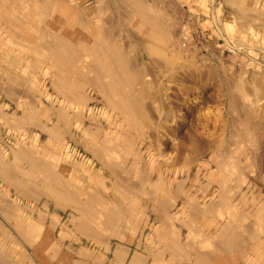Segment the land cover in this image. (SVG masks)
<instances>
[{
  "label": "bare ground",
  "instance_id": "bare-ground-1",
  "mask_svg": "<svg viewBox=\"0 0 264 264\" xmlns=\"http://www.w3.org/2000/svg\"><path fill=\"white\" fill-rule=\"evenodd\" d=\"M95 1H97L98 6L97 13L95 11L93 17L89 16V10H87L85 7L82 8L79 6L82 4V0H80V2L79 0H14L13 2H16L18 8L21 9V12H2L3 18L9 16L12 20L11 22L13 30L9 31L7 29H4L3 27V31L8 35L10 34L12 37L10 38L13 39L14 42L16 40V49L18 48V53L16 54V56H18V59H20V56L29 57L26 61V66L30 72V77L35 76L37 74V71H39L38 68L41 67L40 75L42 77H46L49 80V91L51 90L52 93L55 94V97L49 99L51 97V94L48 93L49 98L45 102V105H43V103L39 102L35 97H32L31 95L28 96V94L26 95L23 94L22 91H19V89L26 84L24 83L25 79L22 76H19L17 74H10L8 72L2 73L3 79L6 80L4 81L6 85L1 87L3 88L4 95L8 97L10 101L12 99V101L16 103V108L20 107L23 109L20 116L16 115V113L13 114L12 112L11 119L15 121L16 126L14 124H11V128L14 129L16 127V129L19 130L24 126L29 125L36 129H40V131L44 132L47 136L45 145L40 146L43 147L42 150L45 151L47 149L50 150L57 139L61 137L63 138L67 135V137L70 136L72 143L74 142L75 145L80 146L85 150L86 153H89V163L96 162L102 168L107 170L109 175L114 179V183H116V185H119L123 189L129 190V192L131 193H135L136 202L140 201V197L146 199V201H149V204L151 203L152 206L151 212L156 215L159 222L158 228L156 229V234L158 235V238L161 239L163 243H165L164 250L171 255L170 257L168 256V261L170 263L168 262L167 264H171V262L175 261V258L172 255L176 254L178 251L182 253L180 256L181 258H183L184 260L187 258V255L189 254L188 250L185 247L182 248L181 244L183 243L182 245L184 246H186L188 243L191 244L190 242L195 239V237H193L194 234L196 233L197 235L200 228L202 226H206L205 224L201 226L202 222L198 221V217L200 216L201 218H208V215L214 214V216L217 215L218 217H220L219 219H221L222 222L221 224L218 223L215 225V228L218 225V232L215 236L205 238V235L203 234V236L201 234V241L203 240L204 242L209 243L208 245L212 243L220 246L222 245L224 248H221V250H224L226 247L227 252H229V249L231 248L234 251L235 249L233 248L238 245H241L242 247V244H245V242L248 241L245 240V238L258 240L259 245H261V237H264V195L261 193L262 191L258 190L259 188L256 189L255 187H253V185H251V183L249 182L250 178L245 176V172L248 171L247 174L254 176L258 180L261 179L260 182L262 181V179L264 180V122L261 126L256 124L258 120H255L256 123H251L250 120H248L250 119L249 114L252 113L251 108L248 107L249 104L248 106L241 104V98L239 99V97H237L238 93H240V95L244 93L242 95V98L243 96H245V98L252 96L253 98L251 97V99L259 100L257 99L258 97L254 98L253 96L254 92H257V94H261V88H263V85L257 82V80L260 78L259 74H257L256 72H252V75L250 74L252 86L255 89L253 94L251 93L252 91L248 89L249 84H243L241 83V80H239V83L236 85L235 90L227 93L228 110L226 111V113L230 111L229 113L232 114V116H234L233 114H235V117H233L234 127L230 129L231 131L228 130L230 131L228 135L232 137L231 142L226 141V134H223L224 131H222L223 133H221V136H219L220 133H218V142H215L217 144L212 143V141L216 139L215 137V139L213 138L212 141L210 140L213 145L211 143L206 145L203 143L204 145H202V149H199L200 144L197 147L196 144L195 146L190 145L191 140L188 141L185 139V141L183 140L184 136L182 135V133H179V135H177V132L175 134V132H172L171 130L168 131V133L166 132V134L172 137L174 148L173 153H170L171 155H167V153H165V151L161 148V142L159 141L162 136L158 138L155 133V140H153L154 138L152 139L151 137L152 142L154 141L152 146L158 154V157L163 159L165 164L171 168L175 167L176 165L177 167H185L189 171L190 165L196 162L195 156L204 153L207 150L213 151L209 156V168H207L205 164L201 163V165L198 166V171L196 174L197 177L202 173V176L205 179L216 184L217 194L215 195V197H213L214 199H211V201H209L210 204L206 202L207 206L204 208H200L198 207V205H195L193 194L184 190V184L187 182V180H177L179 173H176L174 175L176 178H172V176L165 177L159 174L155 180L148 182V184L146 182L144 183L143 180L136 179L140 176V174L135 178L136 181L132 180L134 176H131V179H128L130 176H128V178H125L126 174L121 175L122 168L124 167H122L121 165H123V162H125L127 159L125 158V156L123 157L121 155L128 154V152L132 150L137 137H140L143 134L142 129L144 127H147V129L152 128V130H154L155 132L159 131L162 127L159 125V123L156 125L157 121H154L155 117H153V114H155L154 109L151 108V106L147 102L150 98L149 87H152L151 83H154L156 85L154 81L156 79L152 80V76H148L146 74L149 73L148 67L150 68V66L148 65L147 68H144V66H142L143 64L140 65L138 61L139 59L135 57V51L134 54L132 53L133 50H131V53L130 51H128L127 47L130 46L129 44L128 46L126 45L127 43L124 39L126 37L124 34L126 33L122 34V36H125L124 38H122V36L120 35L121 37L119 40H121L120 43L122 44H117L118 41H116V38H114L115 30H113V27H116V25H114V21L115 24L121 23V25L127 27L128 29L130 28L132 32L129 31L131 32L129 35L131 37L134 36V39L137 38L136 40H138L139 42L138 46L140 47V51L144 55L153 58L152 62H154L153 64L156 65L158 72H163L165 76H169L171 80L177 81L179 78H182L180 72L195 69L193 68L194 58L193 56H191L192 53L191 55H189L190 52L188 53L187 51H185V44H183L182 40H180V37L175 32L174 27L172 26V29L168 27L167 23L171 19L170 16H172L173 13L171 12L172 14L170 15L169 13L167 14L165 12L166 8L164 9V2L157 1L154 3L152 1L148 2V0ZM231 1L230 5L233 4ZM244 1H241L239 6H235L234 2L233 6L234 10L236 11L235 14H237V17L240 18L239 20H241V22L243 21L247 24L255 25L256 27H258L256 29L264 31V3L260 10H255L256 14H253L254 12L250 14L251 12L248 11L242 3ZM117 4H119V8H117ZM114 17H116L117 20H115ZM94 19L97 20V23H95ZM239 26L241 27V24ZM242 27L240 30L243 29ZM114 29L119 30L118 27ZM6 42L9 43V40H7ZM131 46L135 47L136 45L133 46V44H131ZM10 53H13V51H11ZM196 65H198V63H195V66ZM140 66L142 70L139 69ZM198 66H196V68ZM43 67H45V69ZM201 71L203 70H200V74ZM197 72H199V70L196 71V74H198ZM150 73L152 74V70L150 71ZM212 73L210 75H214ZM178 74L180 75L179 78ZM188 74L186 76L189 79L198 76H188ZM226 75L229 76V74ZM186 76L185 78L187 79ZM208 76H205L204 74V76H201V78H203L204 80V77H206L205 79L207 81ZM148 77L150 78L147 79ZM201 78H199V80ZM238 78L241 79V77ZM158 79L159 78H157V80ZM191 79L189 80V83L190 81H194ZM184 80H182V82ZM199 80H196V82L200 83L198 82ZM211 81H213L212 78ZM230 81L232 82V80ZM158 84L159 83H157V87H159ZM228 87L230 88V86ZM24 88L25 87H23V89ZM88 89L89 91L91 89L96 97H91L88 92L86 93ZM156 90L157 92H160L158 91L159 89ZM187 90L188 88L184 89V91L182 92L183 96H187ZM166 91L167 90H165L164 92ZM154 92L156 91L154 90ZM157 94H162L161 96L159 95V101L161 103L159 107V113L163 112V114L165 115L162 118L164 119L166 116H170V114H173V117H176L178 115V111L180 110L175 106L176 101L171 100L169 101L170 103H172L171 107L166 106V98L162 99V96L164 94L163 91L161 93H156L155 95L158 96ZM97 97H100L104 109L107 108L109 110H112L115 114L114 121L108 122L105 126V129L97 123L95 113H85V109L88 107L89 103L94 100L97 101ZM263 104L264 103H262V105ZM42 115L44 117L46 116L45 118H47L49 122L46 121L45 124H43L40 121ZM162 118L161 120L163 121ZM260 119L262 122L263 118L260 117ZM165 120L166 119H164V121ZM152 130L150 132L154 134ZM98 131L99 134L104 132L105 134H111L113 137L109 141L101 140L102 142L99 143L97 139L99 136ZM161 133L162 131L160 132V135ZM156 137L158 138V140H156ZM196 143L198 144V142ZM36 144L37 143L35 138L32 140L24 138L19 142L17 141L15 149L11 148L12 150H15L12 153L13 161L18 163L15 166V171H17V174L20 176H31L32 178L34 177L37 180L44 179L43 182H45V180L46 182L47 180H50L53 183V179L54 183L58 181L60 184H62L64 182L66 183V185H63L66 186L64 187L66 192H72V195L76 194L77 197L85 196L86 199L84 198L85 200H83L81 204L78 203L81 207L76 204L73 199L75 205L79 206L75 207L76 209H73L79 214V217L74 216L72 220L74 224H77V228L75 226L73 227L76 230H79L85 237H87L86 239L92 238V240H94V242H97V244L101 243L102 239L98 235V232L92 229V223H95L96 225H98L99 223L105 224L109 228L111 227L110 230L112 228L114 230V228L122 224V222L119 220L122 219V221L124 222L123 225L124 227H126L125 229H127L128 232H131L135 229L137 230V228L141 226V224H146V221L148 222V218H144L143 212L139 210L138 207H134L132 206L133 204L129 203H127L128 205H126V202H123L125 199V195L119 193L114 185L111 187V195L109 194L107 195L106 199L104 198L107 202V205L105 207L103 206L104 203L101 202V200L103 199L100 198L99 193H97L95 190H93V192H88L81 188V186L73 188L72 182L67 183L63 175L59 174L56 171L55 165H58V163H56V160L53 159L45 161V159L41 160L37 157H34L33 150ZM211 146L214 147L212 148ZM231 146H233V148H231ZM175 151L177 153H175ZM43 155L41 156L43 157ZM2 156L0 153V176L2 178L5 176L4 178H6L7 176H11V174L7 171V169L9 170L7 165L2 164ZM126 157L128 156L126 155ZM137 157L138 160L136 161H131L133 159L130 160L131 166L132 164H134L132 166V169H136V167L138 168L137 165L140 156L136 155V158ZM238 158L241 159V163H237ZM227 159L229 160V162L227 161ZM57 160L58 162L71 166L73 165V167L76 166L77 168L81 166H87L84 165L83 161L68 156L61 157ZM23 163L28 166L27 169L26 167L24 168V166L23 168L22 166H20ZM4 166L6 167V170H2L3 168H5ZM202 168L206 170L202 172ZM89 170L91 183L95 186L101 185V179L98 177L97 172L91 169ZM128 170H131V167L130 169L128 168ZM128 170L126 169V173L129 172ZM135 171L137 172L138 170ZM129 173L128 175H131V173ZM189 177H191V175L188 174L186 178ZM9 179L10 178H7L6 180ZM172 179H174L175 182H172ZM2 181L4 182V180ZM8 183H10L11 185V182ZM15 184L14 186L17 188L18 185L16 186ZM48 184L49 182H47L46 185ZM244 185H247V191L244 190ZM202 188H204V186ZM20 189L22 188L20 187ZM27 189L29 191L30 188ZM25 193H27V191ZM33 193V195H35V192ZM30 194L32 193L30 192ZM68 195L69 194L67 193V197ZM180 197H183L185 198L184 200H186L185 204L182 205L180 210H187L188 217L186 218V220L180 222L179 224L181 225V227H186L189 231V237L186 238L187 242H181V240L177 238L176 232L172 228L173 216L171 215L170 210L175 205L176 200ZM69 199L71 200L69 201ZM69 199L68 202L72 204V198ZM111 199H117L119 202H122V204H119V206ZM232 199L233 201L236 200L233 205L231 204ZM248 206L250 207L248 208ZM246 207L247 209H245ZM0 209L2 208L0 207ZM8 213L11 217L13 216L11 212L7 211V214H5V216L7 215V218L10 217H8ZM249 218L250 220H254L253 223H251ZM245 219H248L250 221V224H252L251 227L253 226L252 228L250 227V224L249 226L247 225L248 222H246L247 224L245 225L250 229L248 227L246 229V226L244 227L243 225L244 223L241 225V221L243 222ZM98 220H100L99 223ZM237 221L238 223L235 224V222ZM255 225L257 226L255 227ZM38 228L36 227V229ZM113 230L112 232L114 233L115 230ZM32 231L34 232V229ZM113 233L108 235H112ZM117 233L110 237L117 236ZM198 240L199 239H197V241ZM31 241L33 242V240ZM105 244L107 245L108 243L105 242ZM196 245H198V242L196 243ZM238 248L239 247H237V249ZM226 251L224 253H226ZM198 252L197 254H199L201 257L205 256H202L203 254H205L203 253L205 251H200L201 253ZM160 254H153V262L151 264L164 263L163 258ZM138 257L139 256L137 255L134 256L131 263L145 264L143 263V261H141L143 260L142 256L140 258L141 260H139Z\"/></svg>",
  "mask_w": 264,
  "mask_h": 264
},
{
  "label": "rangeland",
  "instance_id": "rangeland-1",
  "mask_svg": "<svg viewBox=\"0 0 264 264\" xmlns=\"http://www.w3.org/2000/svg\"><path fill=\"white\" fill-rule=\"evenodd\" d=\"M90 1L91 0H82V4H81L82 8L85 7L88 10L89 5H90ZM148 1H150V2L152 1L154 3L157 1L164 2L165 3L164 9L166 8L165 12L167 14L169 13L170 15L173 13L174 16L173 15H172L173 17L170 16L171 19L167 23L168 27H170L171 29L174 27L175 32L180 37V40H182V43L185 44V47H184L186 49L185 51H187L188 53L190 52L189 55H191V53H192L191 56H193V58H194L193 68H195V69H193L191 67L193 70H191V69L185 70L184 71L185 73L180 72L183 79L179 78L180 75L178 74L179 79L177 80V84H175L169 78V76H167V75L165 76V74L163 72H160V71L158 72L156 65L153 64L154 62H152L153 58H150L149 56L144 55L140 51V47L138 46L139 42H138V40H136L137 38L134 39V36L131 37L129 35L127 38L129 40L125 39V40H127L128 43L130 42L129 43V46H130L129 49L130 50H128V51H130V53H131V50H133L132 51L133 54L135 51L134 55H135V57H137L139 59V60L138 59H136V60L139 61L140 65L143 64L142 66H144L146 68L148 67V65L150 66V68L148 67L149 73H146V74L148 76H152V78H153L152 80L156 79V80H154L156 85L154 83H151L152 87H149L150 98L148 99L147 102L151 106V108L154 109L155 114H153V117H155L154 121H157L156 125L159 123V125L162 128L159 131L155 132L154 130H152V128L147 129V127H144L142 129L143 134L140 137L138 136L137 140L134 142V146L132 147L133 151L131 150L130 152H128V154H122L121 155L123 157L125 156V158L127 159L125 162H123L124 164L121 163V164H123L121 166L122 167L124 166L122 168L121 175L126 174L127 176L125 175V178L126 177L128 178V176H130L128 179H131L134 176V178H132V180L136 181L135 178L140 174V176L137 177L136 179L137 180L138 179L143 180L144 183L146 182L147 184H148V182L155 180L159 174H161L165 177L172 176V178H174L175 177L174 175L176 173H179L177 180L186 179L188 174L191 175V177L196 176L197 171H198V166L201 165V163L205 164V166L207 168H209V166H210V165H208L209 156H210L211 152H213V151H209V150L195 156L196 162L193 163L192 165H190L191 169L189 168V171L187 168L181 167V166L177 167L175 165V167H173V168L169 167L168 165L165 164L163 159L158 157V154L156 153V151L154 150V148L152 146L154 143V141L152 142V139L155 137V133H156V136L158 138L162 136V138H160V139H163V140L159 139V141L161 142V148L165 151V153H167V155H171L173 153V148H174V144L172 142V137L170 135L166 134V132L168 133V131H171V130H172V132H175V134L177 132L178 133L177 135H179V133H182V135L184 136L183 137L184 139L182 138L183 140H185V139L188 141L191 140L190 145L195 146V144H196V147H197L200 144L199 145L200 148L198 147L199 149H202V145H204V144L206 145V144L211 143V141L213 140V138L215 139V137H216V139L214 141H212V143L217 144L215 142L216 141L218 142V140H217L218 133H220L219 136H221V133H223L222 131H224L223 134H226L225 135L226 141L231 142L232 137H230L228 134L231 131L230 129L234 127L233 126V122H234L233 117H235V114H233L234 116H232V114L229 113L230 111L228 113H226V111L228 110V108H227L228 94L227 93L231 92L232 90H235L236 85L239 83V80H241L242 81V82L240 81L241 83H243V84L248 83L249 84L248 89H250L252 91L251 93L253 94L255 89L252 86V81L250 79L252 72L253 73L256 72L257 74H259L260 78L257 80V82L263 85V88H261L262 91L260 92L261 94H257V92H254V94H253L254 98L258 97L257 99H259V100L251 99L252 96H249L247 98H245V96H243V98H242V95L244 93L242 95H240V93H238L239 96L237 93L236 94H237V97H239V99L241 98L240 99L241 104L246 105V106H248V104H249L248 107L251 108L252 113L249 114L250 119H248V120H250L251 123H256V121L258 120L256 124H258L259 126H261L264 122L263 121V119H264V111H263L264 110V104L262 105V103H264V93H262V92H264V37H263L264 34L261 35L262 32L260 30L256 29L255 25L247 24L243 21L241 23L243 26V27L241 26L243 28L242 30H240L241 27L238 26V24H237L238 27H235L236 24H234L235 21H234V6H233V4L236 0H232V1L229 0L228 6H226L227 4H225V2L223 0H209V5L207 4L208 0H205L204 2L202 0H148ZM230 1L233 3L232 5H230L231 4ZM79 2H80V0H79ZM242 3L246 7V9L251 12L250 14H252V12H254L253 14H256L255 10H260L264 2H263V0H247V1H245V3L244 2H242ZM212 8H214V9H212ZM231 9H233V10H231ZM2 10H3V13H9L11 10L16 11L18 13L21 12L20 8H16V9L3 8ZM168 10H169V12H168ZM211 15H213V16H211ZM171 21H173L174 24ZM216 27H218V28H216ZM248 36H252V37L248 38ZM131 44H133V46H135V45L136 46L132 47ZM136 47H137V49H136ZM136 50H137V52H136ZM5 58H6V60H12L13 61L14 57H11V58L5 57ZM28 58L29 57H27V56H20V59L16 60L17 75L22 76L25 79L24 83H26L24 86H22V88L19 89V91L20 92L22 91L23 94H26V95L28 94V96L31 95L32 97H35L39 102H41V103H43V105H45V102L49 98L48 93L51 94V97L49 99L55 97V94H53L51 90L49 91V80L46 77H42L40 75L41 67L38 68L39 71H37V74L35 76L30 77V72L26 66V61L28 60ZM195 61H197V62H195ZM195 63H198V65L199 64L200 65L199 66L196 65V66H198L196 68ZM43 68L45 69V67H43ZM206 68H207V70H206ZM151 70H152L153 75L150 73ZM197 70H199V72H197L198 74H196ZM200 70H203L205 72L201 71V74H200ZM188 71H190V72H188ZM191 71H193V72H191ZM186 72H187V74L189 73L188 76L189 75H192V76L198 75V76L193 77L192 79L190 78L191 80H194V81L193 82L190 81V83H189L190 79L186 76L187 75ZM190 73H192V74H190ZM211 73L214 75H210ZM184 74H186V75H184ZM204 74H205V76L209 75L207 77L208 78L207 81L205 79L206 77H204V80H203V78H201V76L203 77ZM226 74H229V76ZM237 74H239V75H237ZM153 76H155L156 78ZM185 76L187 77V79L185 78ZM164 77H165V79H164ZM197 77H198V79H197ZM213 77H214V79H213ZM238 77H241V79ZM149 78L150 77H148L147 79H149ZM157 78H159L160 80L159 79L157 80ZM199 78L202 79V83H201V79L199 80ZM211 78L214 82L211 81ZM180 79H181V83H180ZM182 80H184L183 81L184 83L182 82ZM196 80H199L198 82H200V83H197ZM230 80H232V82ZM171 81L173 83H171ZM246 81H248V82H246ZM185 82H187V83H185ZM157 83H159L158 85L160 88L157 87ZM160 84H161V86H160ZM197 84H199V85H197ZM228 84H230V85H228ZM163 85H164V87H163ZM228 86H230V88ZM23 87H25V88L23 89ZM185 88H188L187 96L186 95L183 96V93H182ZM25 89H27V90H25ZM156 89H159L158 91H160V92H157ZM226 89H227V92H226ZM154 90L156 92H154ZM161 90L164 93L162 96V99L166 98L165 99L166 106L171 107L172 103H170L169 101H171V100L176 101L175 106L180 109L178 111L179 116L177 115L176 117H173V114H170V116H166L164 118V119H166L164 121V119L162 117H164L165 115L163 114V112L159 113V109H160L159 107L161 104L159 101V95L161 96L162 94H157L158 96L155 95L156 93H161L162 92ZM165 90H167V91L164 92ZM87 92L89 93V95L91 97H96L95 94L91 91V89H90V91L88 89L86 91V93ZM167 92H170V93H167ZM175 92H177L176 93L177 97L175 99L172 97V99H171L170 95L175 97ZM168 95H169V97H168ZM156 98H157L158 102H157ZM225 99L227 100V102ZM46 106H47V104H46ZM256 107H258V108H256ZM261 108H262V110H261ZM253 109H255V110H253ZM22 110H23L22 108H20V107L16 108V107H13V105H12L10 112H13V114L16 113V115L20 116ZM156 111H157V113H156ZM91 112L95 113L97 123L100 124L104 129H105V126L107 125L108 122H112L115 119V114L113 113L112 110H109L107 108L104 109V107L101 103L100 97H97V101L96 100L91 101L89 103L88 107L85 109V113L89 114ZM259 115H261V116H259ZM43 117L44 116L42 115V117L40 118V121L43 124H45L46 121L49 122L47 120V118H45L46 116L44 117L45 119ZM157 117H158V119H157ZM260 117L263 118L262 122H261ZM161 118L163 119V121L161 120ZM193 122H194V124H193ZM11 124L15 125V121L12 120ZM9 126H11V125L9 124L8 126H6L5 124H3L1 129H0V149L2 150L1 153L3 154V159H10V156L8 155L9 149H11V148L15 149L16 145H17V141L19 142L24 138H27L30 140L35 138L37 144L35 145L34 150H33L34 151L33 152L34 157H37L41 160L45 159V161L46 160H53V159L56 160L57 161L56 163H58V166H59L58 169L60 171V174L63 175V177L66 179L67 183L72 182L73 188L81 186V188H83L85 191H88V192L89 191L93 192V190H95L97 193H99L100 198L103 199V200H101V202L104 203L103 206L105 207L107 205V202L105 201V199H106L107 195H109L111 193V187L114 185L119 193H122L123 195H125L124 196L125 199L123 202L124 203L126 202L125 203L126 205H128L127 203H129V204H133L132 206H134V207H138V209L143 212L144 218L145 219L148 218V220H149V214L152 211L151 210L152 209L151 203L149 204V201H146V199H143L141 197H140V201L136 202L135 201L136 194L133 192L132 193L129 192V190L121 188L119 185H116V183H114V179L109 175L107 170L102 168L96 162H90L89 163V161H90L89 160V156H90L89 153H86L85 150L82 149L80 146L75 145L74 142L72 143L70 136L67 137L68 136L67 135V136H64L63 138L61 137V138L57 139L55 141V143L53 144V146L50 148V150L47 149L45 151V150H42L43 147H40V146L45 145V143L47 141V136L45 135L44 132L40 131V129H36L34 127L26 125L23 128L17 130L16 127L13 129V128H9ZM158 128H159V126H158ZM221 129H223V130H221ZM151 130L154 132V134L152 132H150ZM228 130H230V131H228ZM161 131H162V133L160 135ZM184 133H186V134H184ZM98 134H99V131H98ZM187 134H188V136H187ZM165 135H168V136H165ZM112 137L113 136L111 134H105L103 132V133L99 134L97 139H98V142L100 143V142H102L101 140L109 141ZM151 137H152V139H151ZM157 137H156V140H158ZM227 137H228V139H227ZM150 139H151L152 144L150 142ZM219 139H220V137H219ZM153 140H155V138ZM196 142H198V144ZM211 147L213 148L214 146H211ZM39 148H41V149H39ZM152 148H153V150H152ZM231 148H233V146H231ZM221 150H223V149H221ZM221 150H220V152H221ZM44 152H46V153H44ZM175 153H177V152L175 151ZM46 154H47V156H46ZM7 155H8V157H7ZM41 155H43L44 158ZM54 155L57 157H55ZM126 155L128 157H126ZM136 155L140 156V159H139V162L137 165L138 168L136 167V169L135 168L132 169V166L134 164H132V166H131L130 160L131 159H133L131 161L138 160V157L136 158ZM51 156L54 158H52ZM65 156L72 157V158L77 159V160H81L84 162V165H87V166H83V167L81 166V167L77 168L76 166L73 167V165L71 166L68 164L58 162L57 159H59L61 157H65ZM227 161L229 162L228 159H227ZM230 161H232V160H230ZM241 162H242L241 159L238 158L237 163H241ZM84 167H85V169H84ZM130 167H131V170H128V168L130 169ZM89 169L97 172L98 177L101 179V185L95 186L94 184L91 183L90 176H89V171H90ZM126 169L131 173V175H128L129 172L126 173ZM135 170H138V171L136 172ZM205 170L206 169L202 168L201 171L204 172ZM247 172L248 171L245 172L246 173L245 176L250 178L249 182L251 183V185H253V187H255L256 189L259 188L258 190L262 191L261 193L264 195V183H262V182H264V180L262 179V181L260 182L261 179L258 180L254 176L247 174ZM134 174H136V175H134ZM80 175L82 178L80 177ZM202 175H203L202 173L199 174V176H200L199 184L195 183L193 185L192 182H190V181L186 182L184 184V190L187 192H191L193 194V200L195 202V205H198V207H200V208L206 207L207 206L206 202L210 204L209 201H211V199H214L213 196H214V194L217 193V187L215 185H208L207 180L202 178ZM83 177H84V179H83ZM76 180L78 183L76 182ZM172 182H175L174 179H172ZM173 185H174V183H173ZM192 185H193V188H192ZM203 186H204V188H202ZM243 187L245 188L244 190L247 191V189H246L247 185H244ZM70 188H72V187H70ZM164 195H166V194H164ZM184 199L185 198H183V197L178 198L175 202V205L170 210V213L173 216L172 228L176 232L178 239H180L181 241H183L184 239L186 240V235H185L186 234L185 233L186 228L181 227V225L179 223L186 220V218L188 217L187 210H184V211L180 210L182 205H184L186 202V200H184ZM111 200L114 201L117 205L122 204V202H119L117 199H111ZM146 202H147V204H146ZM235 202H236V200L233 201V199H232L231 204L233 205ZM249 207L250 206H248V208ZM245 209H247V207ZM66 217H67V215L65 216V218ZM198 218L201 220V217H198ZM219 218L220 217H218V219H214V218L213 219L217 220V222L219 224H221L222 222H221V219H219ZM119 220L122 222V224H120L119 226L114 228L115 231L113 230V228L110 230L111 227L109 228L105 224L99 223L100 220H98V223H99L98 225H96L95 223H92L91 224L92 226L91 225L90 226L93 227L92 228L93 230L98 232V235L102 239L101 241L105 240V242H116V240H124L126 235L128 236V238L129 237H135V240L138 239L139 237H142V238L146 237V239H147V238L152 237L154 234H156V229L158 228V227L155 228L156 223L154 224L153 220H151L149 222L146 221V224H141L142 227L139 226L137 228V230L135 229L134 231L128 232L127 229H125L126 227H124V225H123L124 222L122 221V219H119ZM152 223L154 224V226L152 225ZM205 223H207V225L205 227H203L201 225L202 227L200 228L199 233L197 235L194 234V236H193V237H195L194 241L195 240L197 241V239H199L197 241L198 246H199L198 250H201V251L202 250H208V244L209 243H206L203 240L201 241L200 236H202L204 234L205 238L206 237L208 238V237L212 236V234L216 231L215 229L211 230L212 227L214 226L211 222L206 221ZM122 227H124V228H122ZM100 228H102V229H100ZM216 228L218 229V225ZM105 229L107 232L105 231ZM112 230L114 231V233L112 232ZM117 231H118V233H117ZM210 231H211V233H209ZM111 233H113L112 235L117 233V236L110 237L112 235H108V234H111ZM104 237H106V238H104ZM262 238H264V237L262 236ZM196 241L194 242L195 244L197 243ZM200 241H201V243H200ZM102 243L103 242L99 243V245ZM82 244H87V240H86V237L84 235L82 236ZM153 249L157 253H159V254L161 253V255H166V254H167L166 256L170 255L168 252H166L164 250V248H153Z\"/></svg>",
  "mask_w": 264,
  "mask_h": 264
},
{
  "label": "crops",
  "instance_id": "crops-1",
  "mask_svg": "<svg viewBox=\"0 0 264 264\" xmlns=\"http://www.w3.org/2000/svg\"><path fill=\"white\" fill-rule=\"evenodd\" d=\"M13 1L14 0H0V8H1L0 10V129L3 124H5L6 126H8L9 124L11 125L12 112H10V109L12 108V105L13 107H16L15 105L16 103L12 101V99L10 101V99L4 95L3 88H1L4 85H6L4 82L6 80L3 79L2 73L8 72L10 74L16 75L17 74L16 60H19L18 56H16V54L18 53L17 52L18 48L16 49V44H15L16 40L14 42L13 39H11L12 38L11 35L9 34L10 35L9 36L3 31V27L4 29H7L9 31L13 30L11 18L9 16L4 17V18L2 17L3 8H9V9L18 8L16 2H13ZM202 1L204 2L205 0H202ZM223 1L224 2L226 1L225 4H228L229 2V0H223ZM241 1H244V0H239V1L237 0L235 3V6L236 5L239 6ZM207 2H208L207 4L209 5V0ZM118 5L119 4H117V8L120 7V6L118 7ZM79 6L82 7V5H79ZM97 6H98L97 1L95 0L90 1V5L88 9L90 17H93V15L95 14L94 13L95 11L97 13ZM12 12L14 11L11 10L9 13H12ZM235 13L236 11L234 10V15H235L234 24H236L235 27H238L242 22L241 20H239L240 18L236 17L237 14ZM114 18L115 20H117L116 17ZM94 21L95 23H97L96 19H94ZM114 25H116V27L115 26L113 27V30H115V33L113 32L115 35L114 38H116V41H118L117 44H122L120 43L121 40H119L122 34L126 33L124 34L126 37L123 35L122 38L125 37L124 39H127L129 34L132 31L130 30V28L128 29L127 27L121 25V23L115 24V21H114ZM117 27L119 30L114 29ZM260 31L262 32L261 35H263L264 31L263 30H260ZM251 37L252 36H248V38H251ZM7 40H9V43L6 42ZM126 43H127L126 45L128 46L129 43L127 42V40H126ZM127 49L129 50V47H127ZM10 50L13 51V53H10L11 52ZM5 57H10V58L14 57V58L12 61V60H6ZM139 69L142 70L141 66ZM172 81L175 84H177L176 80H172ZM172 81L171 83H173ZM176 93L177 92H175V97L170 95V98L172 99L173 97L175 99L177 97ZM9 128H11V126ZM13 151L15 150L9 149L8 155L10 156V159H3V156L1 153L2 150L0 149V153L2 156L1 158L2 164L7 165V167L9 168V170L7 169V171L8 173L11 174V176H7L6 178H4L5 176L3 178L0 176V198H1L0 207L2 209L4 208L3 210L0 209V264H132L131 263L132 259L136 255L139 256L138 257L139 260H141L140 258L142 256L143 260L141 261H143V263L151 264L153 262V257H152L153 254H158L156 251H154L153 248H164L165 243H163V241L158 238L157 234H154L152 237L147 238V239L146 237H143V238L139 237L136 240H135V237L128 238V236L126 235L124 240H116V242H107L108 243L107 245L105 244L104 241L102 244L99 245L97 244V242H94L92 238H88L86 239L87 244H82L83 234L79 230H76L73 227V226L76 227L77 224H74L72 219L74 218V216L79 217V214L73 209H76L75 207H79L80 206L79 204H81L82 201L86 199V197H82V196L77 197L76 194L72 195V192L71 193L66 192L64 188L66 186H63L64 184L66 185V183L64 182L60 184L57 181L56 183L58 184H56L54 183V179H53V183L52 181L47 180L49 184L46 185L47 182L46 180L45 182H43L44 179L37 180L34 177L32 178L31 176L26 177V175L25 176L18 175L17 171H15L16 170L15 166L18 163L13 161V155H12ZM20 166H22V168L23 166L24 168L26 167V169L28 168V166L24 163L21 164ZM58 168L59 166L55 165L56 171L60 174V171ZM2 170H6V167L3 168ZM7 178H10V179L6 180ZM202 178L204 177L202 176ZM199 179H200V176H197V177L192 176V177L186 178L187 182L190 181L192 182L193 185L195 183L199 184ZM2 180H4V182ZM8 182H11V185ZM19 182H20V185H19ZM14 184L16 186L18 185L19 189L18 187L16 188ZM207 184L216 186L214 182L212 183L208 180H207ZM193 185H192V188H193ZM20 187L22 189H20ZM27 188H30L29 191L32 194H30ZM41 189L44 191H42ZM26 191L27 193H25ZM33 192H35V195H33L34 194ZM67 193L70 196L68 195L67 197ZM216 194H214L213 197H215ZM69 198H72L71 202H73V199H74L76 204L79 203L78 204L79 206L75 205V202H73L72 204L68 202ZM53 199H55L56 202ZM70 200L71 199H69V201ZM7 211L11 212L13 216L11 217L10 214L8 213L9 214L8 217L9 216L10 217L7 218V215L5 216V214H7ZM66 215L67 217L65 218ZM155 217L156 215L153 212H150L148 222L153 220V223L154 224L156 223L155 228H157L159 225V222H158L157 217L156 218ZM213 218L218 219L217 215L214 216V214H212V215H208V218L203 217L201 218V220L198 218V221L202 222L201 225L203 224L207 225V223H205L206 221L211 222L214 225L211 230L213 229L216 230L215 225L218 224V222L217 220H214ZM245 220H244L245 222L241 221V225L244 223L243 224L244 227L246 226L245 224H247L246 222H248L247 225L249 226L250 221L251 223H253L254 221L252 219L250 220V218H249L250 221L248 219H245ZM153 223L152 225L154 226ZM236 223H238V221L235 222V224ZM251 225L252 224H250V227ZM35 226L37 228L39 226L40 227L36 229ZM248 226H246V229ZM256 226L257 225H255V227ZM183 228H186V227H183ZM33 229H34V232L32 231ZM217 232H218V229L216 230V232L212 234V236H215ZM185 233H186L185 234L186 238L189 237V231L187 228L185 229ZM209 233H211V231ZM31 240H33V242ZM245 240H248L247 241L248 243L245 242V244H242V247L241 245H238L236 247L233 246L235 247L233 248L235 249L234 251L230 247L231 249L229 250L231 252L230 251L227 252L226 251L227 249L225 247L224 250L226 251V253H224L225 252L224 250H221V248H224L222 245L221 247L220 245H216L214 243L208 245L209 251L203 250L205 252L197 249L198 245L194 243V240L190 242L191 244L188 243L186 246L182 245L183 244L182 243L181 247L182 248L185 247L188 250L189 254L187 255V258L185 260L181 258L180 256L182 253L178 251L176 253L177 255L176 254L172 255L175 258V261L171 262V264H264V238L261 237V242H262L261 245H259L258 240L249 239V238L248 239L245 238ZM183 241H186V240L184 239ZM237 247L239 248L237 249ZM200 251L205 253L202 255V256L205 255L204 257H201L199 254H197V252L201 253ZM207 252L208 254L212 253L211 255L209 254V258H208ZM81 254L83 257L81 256ZM170 256L171 255H169V257ZM161 257L163 258V261H164L163 264H167L169 262L168 256L166 257V255H161Z\"/></svg>",
  "mask_w": 264,
  "mask_h": 264
}]
</instances>
